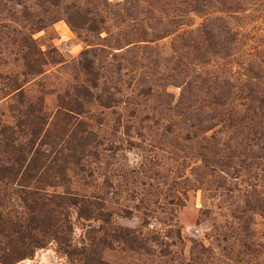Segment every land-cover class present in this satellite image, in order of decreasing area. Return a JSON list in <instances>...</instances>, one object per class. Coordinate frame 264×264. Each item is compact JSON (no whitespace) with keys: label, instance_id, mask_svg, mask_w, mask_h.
<instances>
[{"label":"rangeland","instance_id":"374dc122","mask_svg":"<svg viewBox=\"0 0 264 264\" xmlns=\"http://www.w3.org/2000/svg\"><path fill=\"white\" fill-rule=\"evenodd\" d=\"M226 22L238 39L220 58L196 29ZM29 35L56 51L37 76L21 74ZM5 73L53 112L76 85L95 134L84 169L70 162L56 188L91 200L63 209L72 253L53 239L15 264H264V121L246 98L218 104L224 79L264 81V0H0ZM11 97L0 89L8 116L21 108ZM13 186L1 183L0 209L25 221Z\"/></svg>","mask_w":264,"mask_h":264},{"label":"trees","instance_id":"16d2710c","mask_svg":"<svg viewBox=\"0 0 264 264\" xmlns=\"http://www.w3.org/2000/svg\"><path fill=\"white\" fill-rule=\"evenodd\" d=\"M217 18L226 20L224 16ZM36 23H39L36 28L44 25L41 19ZM196 30L203 32L210 50L220 58L229 57L238 39L237 33L227 22L223 28H212L204 23ZM26 47L25 69L21 73L24 76L41 75L47 64L57 61L53 56L56 51L40 49L32 35L27 37ZM87 53L88 51L83 52L84 55ZM82 67L93 73L92 61L84 62ZM0 78V89L9 90L11 100L21 105L18 112L10 116L0 110V187L7 180L14 183V193L27 208L25 221L19 215L12 219L0 209V235L8 237L6 245L0 246V264H15L31 257L38 248L45 247L53 239L71 254L72 225L69 223L68 213L63 209L71 204H91V200L69 188L62 192L56 188L68 186L70 180L66 171L70 162L84 169L85 148L95 136L86 127L87 122L80 118L82 102L70 96L71 91L78 94L80 89L76 85L63 88L62 95L58 96V108L53 112L47 108L44 97L32 99L27 96L25 81L20 74L5 73ZM243 81L245 84L240 87L231 79H224L218 104L225 109L228 100L234 101L233 95L237 99L246 98L247 111L259 117L260 121H256L262 123L263 78L260 75H247ZM259 139L258 159L264 162V132ZM51 188L54 190L51 191Z\"/></svg>","mask_w":264,"mask_h":264}]
</instances>
